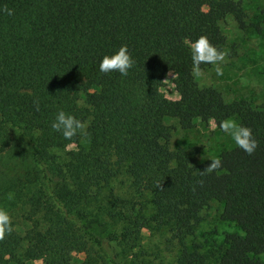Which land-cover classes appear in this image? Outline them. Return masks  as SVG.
<instances>
[{
	"label": "trees",
	"instance_id": "trees-1",
	"mask_svg": "<svg viewBox=\"0 0 264 264\" xmlns=\"http://www.w3.org/2000/svg\"><path fill=\"white\" fill-rule=\"evenodd\" d=\"M243 4L0 0V153L16 134L35 167L34 183L19 176L0 188L11 229L0 239V264H137V230L168 233L173 264H264V99L226 101L200 85L189 50L205 36L223 52L227 16L260 31ZM121 45L134 61L128 74L100 73V58ZM168 71L174 106L161 92ZM59 110L85 121L86 134L66 140L53 131ZM230 117L251 128V155L232 143L193 162L192 152L170 147L168 118L185 129ZM210 159L220 160L211 172ZM214 200L239 231L202 248L188 238Z\"/></svg>",
	"mask_w": 264,
	"mask_h": 264
},
{
	"label": "rangeland",
	"instance_id": "rangeland-1",
	"mask_svg": "<svg viewBox=\"0 0 264 264\" xmlns=\"http://www.w3.org/2000/svg\"><path fill=\"white\" fill-rule=\"evenodd\" d=\"M243 6L248 19L258 21L260 31L249 28L240 30L233 19L227 16L221 22V29L226 37L223 52L225 60L220 63L222 75L217 76L215 65L195 69L194 76L200 85H209L219 90L226 101L248 99L257 103L264 99V0H243ZM164 85L161 89L166 102L174 106L177 103V93L171 83L173 73H162ZM82 100H80V103ZM232 119L235 121L233 117ZM166 123L172 126L169 144L171 148H183L190 152L193 162L216 158L232 141L226 133L210 123L204 127L199 122L190 128H180L174 118H168ZM74 145H68L72 148ZM35 167L31 161L27 147L21 138L13 134V140L7 150L0 153V188L10 183L22 182L21 178L34 183ZM115 187L126 189V184L119 180ZM222 204L211 201L201 211V221L189 242H197L202 248L220 243L227 232L239 231L233 222L220 218ZM133 237L138 245L131 250L137 264H173V254L176 251L173 240L168 233L137 230ZM28 264H40L39 260H31ZM97 264H109L100 261Z\"/></svg>",
	"mask_w": 264,
	"mask_h": 264
},
{
	"label": "clouds",
	"instance_id": "clouds-1",
	"mask_svg": "<svg viewBox=\"0 0 264 264\" xmlns=\"http://www.w3.org/2000/svg\"><path fill=\"white\" fill-rule=\"evenodd\" d=\"M8 14L11 15V10H8ZM189 50L192 65L197 71L201 64H210L216 66L217 76L222 75L220 63L225 60V53L218 51L205 36H200L192 41ZM133 63L127 46L121 45L111 54H105L100 58L98 71L105 74L118 72L121 76H126ZM50 127L53 131L60 133L64 139L71 140L78 133L86 134L87 123L70 113L59 110L51 121ZM219 127L223 133L228 135L232 143L246 154L251 155L256 149L257 142L253 138L251 128L238 124L232 119L222 120ZM218 167H220V160L210 159L206 168L207 171L211 172ZM10 230V217L5 210L0 209V239L3 238L6 231Z\"/></svg>",
	"mask_w": 264,
	"mask_h": 264
}]
</instances>
